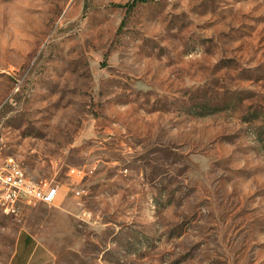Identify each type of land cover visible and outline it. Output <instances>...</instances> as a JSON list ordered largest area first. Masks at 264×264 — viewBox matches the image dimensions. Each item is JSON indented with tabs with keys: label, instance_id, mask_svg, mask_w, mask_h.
<instances>
[{
	"label": "rangeland",
	"instance_id": "obj_1",
	"mask_svg": "<svg viewBox=\"0 0 264 264\" xmlns=\"http://www.w3.org/2000/svg\"><path fill=\"white\" fill-rule=\"evenodd\" d=\"M0 156V264H264V0H0Z\"/></svg>",
	"mask_w": 264,
	"mask_h": 264
},
{
	"label": "built area",
	"instance_id": "obj_2",
	"mask_svg": "<svg viewBox=\"0 0 264 264\" xmlns=\"http://www.w3.org/2000/svg\"><path fill=\"white\" fill-rule=\"evenodd\" d=\"M69 171L82 175V170L77 167H71ZM56 190L55 185L31 179L15 160L0 156V207L4 212L16 213L20 204L48 203Z\"/></svg>",
	"mask_w": 264,
	"mask_h": 264
},
{
	"label": "crops",
	"instance_id": "obj_3",
	"mask_svg": "<svg viewBox=\"0 0 264 264\" xmlns=\"http://www.w3.org/2000/svg\"><path fill=\"white\" fill-rule=\"evenodd\" d=\"M34 240L35 238L28 230H18L14 239L13 249L5 264H44L43 260L47 258V252H40L36 261L33 262L34 257L37 255Z\"/></svg>",
	"mask_w": 264,
	"mask_h": 264
},
{
	"label": "trees",
	"instance_id": "obj_4",
	"mask_svg": "<svg viewBox=\"0 0 264 264\" xmlns=\"http://www.w3.org/2000/svg\"><path fill=\"white\" fill-rule=\"evenodd\" d=\"M131 2H126V3H124V4H116L117 6L119 5V6H121V5H129Z\"/></svg>",
	"mask_w": 264,
	"mask_h": 264
}]
</instances>
